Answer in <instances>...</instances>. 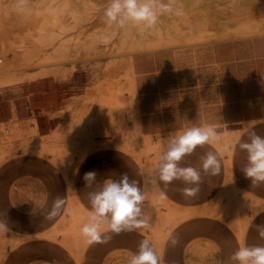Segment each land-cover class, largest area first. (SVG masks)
Masks as SVG:
<instances>
[{
    "label": "rangeland",
    "instance_id": "rangeland-1",
    "mask_svg": "<svg viewBox=\"0 0 264 264\" xmlns=\"http://www.w3.org/2000/svg\"><path fill=\"white\" fill-rule=\"evenodd\" d=\"M162 2L173 11L146 29L107 24L108 0H0L6 58L17 56L0 75V219L10 228L0 233V264H128L146 238L163 264L164 254L173 259L193 238L188 223L196 215L184 207L193 202L182 192L191 185L148 180L157 178L169 134L193 125L211 123L220 132L179 162L201 171L204 192L214 190L199 216L224 223L260 208L236 178L247 164L239 147L248 140L244 125L259 120L254 130L264 136V0ZM17 10L24 19L8 30L6 17ZM208 152L221 161L217 175L200 167ZM87 171L97 173L91 186ZM121 174L144 191L151 229L85 243L88 194ZM21 179L29 185H18ZM58 196L66 202L61 214L47 228L29 229ZM190 248L183 254L194 264Z\"/></svg>",
    "mask_w": 264,
    "mask_h": 264
},
{
    "label": "clouds",
    "instance_id": "clouds-1",
    "mask_svg": "<svg viewBox=\"0 0 264 264\" xmlns=\"http://www.w3.org/2000/svg\"><path fill=\"white\" fill-rule=\"evenodd\" d=\"M172 11L171 4L162 0L159 3L157 0H108L103 15L107 24H115L119 28L131 24L143 25L150 29L157 25L161 15ZM258 122L260 121L253 120L244 125L248 140L239 143V147L247 153V164L242 171L255 186L264 184V136L254 130ZM219 138L217 126L211 123L193 125L182 131L170 133L166 150L161 152L154 165L157 178L149 179L148 182L157 186L158 182H163L166 186L173 180H182L186 185H191L182 189L183 194L186 197H195L200 191L201 171L192 166L182 167L179 162L185 155L193 153L198 145L211 144ZM164 142L165 138L161 137V144ZM201 159L200 167L203 172L211 175L220 173L221 161L217 153L208 152ZM139 174L144 175L143 169L139 170ZM96 177V171L85 172L83 175L85 186H91ZM88 196L91 208L87 222L80 229L85 243H104L111 238L109 235L111 233L151 229V217L146 215L144 210L145 193L138 181L130 182L127 174H121L119 179H113L111 176L105 178L101 186ZM164 196L165 194L161 192V198ZM65 203L63 197H56L51 208L44 213L45 219L52 220L60 215ZM262 212L264 209L257 210L255 216L261 215ZM256 228L259 235L264 237V225L258 224ZM9 231L6 218L0 219V233ZM169 239L173 245L178 242L171 234ZM230 259L235 264H264V245L241 243ZM128 264H163V261L150 240L146 238L140 242L138 251L130 255Z\"/></svg>",
    "mask_w": 264,
    "mask_h": 264
},
{
    "label": "crops",
    "instance_id": "crops-1",
    "mask_svg": "<svg viewBox=\"0 0 264 264\" xmlns=\"http://www.w3.org/2000/svg\"><path fill=\"white\" fill-rule=\"evenodd\" d=\"M202 175V174H201ZM236 181L239 186L242 187L246 196H253L260 201V208L264 209V184L255 186L251 183L243 173L237 174ZM30 181L27 179H21L18 181L20 184H28ZM222 180L218 185L221 187ZM214 190L209 189L203 191L202 184H200V191L195 197L189 198L193 203L185 204V208L194 211L196 217L193 222L188 223V227L193 228V238H188L187 241L181 245L179 252L173 259H167V254H164V264H187L188 258L184 256V250L188 246L190 248L189 253H195L194 264H235L230 259L232 253L237 249L241 243L248 245H264V237L259 235L256 225H264V212L259 216H255V212L245 211L238 219H226L225 222H220L208 217L199 216V213L204 211L210 200L214 199ZM71 199V195H68ZM11 202L15 204L16 197L10 195ZM1 200V199H0ZM1 202V201H0ZM258 209V210H259ZM253 213V214H252ZM255 216V219L253 217ZM55 219V218H54ZM42 218H35L34 222L28 227L35 233L39 230L47 228L53 221ZM60 227V226H56ZM48 232L43 235H32L28 239L45 238ZM193 243V244H192ZM105 247L102 246V250ZM219 249V251H217ZM199 252L202 254V258L199 259ZM211 253L209 256L208 254ZM205 254V257H203Z\"/></svg>",
    "mask_w": 264,
    "mask_h": 264
},
{
    "label": "bare ground",
    "instance_id": "bare-ground-1",
    "mask_svg": "<svg viewBox=\"0 0 264 264\" xmlns=\"http://www.w3.org/2000/svg\"><path fill=\"white\" fill-rule=\"evenodd\" d=\"M174 1V0H173ZM194 1V0H193ZM177 2V1H176ZM175 3V2H174ZM17 9H18V7H16ZM21 10V9H20ZM20 10H17V11H15V12H12L11 14H9L7 17H6V20H8V26H9V28H8V30L9 29H12L13 27H15V26H18V25H20L21 24V22L23 21V19H24V17H23V15L21 14V11ZM7 22V21H6ZM26 22V21H25ZM28 23V22H27ZM5 24V23H4ZM4 24H3V21L2 20H0V75L2 74V73H4V69H5V61H7L8 60V62H9V64H10V66H15V64H16V58H17V56H16V58H11V59H7L6 58V54H5V40H4ZM256 26V25H255ZM237 27V26H236ZM254 28V27H253ZM191 30H192V26H191ZM250 30V29H249ZM251 30H253V29H251ZM198 30H194V32L192 33V35H197L198 36V34H200V33H198L197 32ZM182 33V32H181ZM177 34V33H176ZM179 35L181 36V34L179 33ZM183 35H184V33H183ZM186 35H188V34H186ZM186 35H184L185 36V38L187 37ZM245 36V35H244ZM196 37V36H195ZM195 37H193V38H195ZM202 37H204V39H205V35L203 34L202 36H201V38ZM181 38H182V36H181ZM180 38V39H181ZM185 38H183V39H185ZM176 39V38H175ZM178 39V38H177ZM190 39H191V37H190ZM204 41V40H203ZM205 42V41H204ZM7 62V63H8ZM2 252V251H1Z\"/></svg>",
    "mask_w": 264,
    "mask_h": 264
}]
</instances>
